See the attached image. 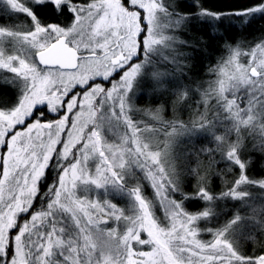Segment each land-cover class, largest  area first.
I'll list each match as a JSON object with an SVG mask.
<instances>
[{
	"label": "snow or ice",
	"instance_id": "6c2138e0",
	"mask_svg": "<svg viewBox=\"0 0 264 264\" xmlns=\"http://www.w3.org/2000/svg\"><path fill=\"white\" fill-rule=\"evenodd\" d=\"M260 22L264 0H0V264H264Z\"/></svg>",
	"mask_w": 264,
	"mask_h": 264
},
{
	"label": "trees",
	"instance_id": "16d2710c",
	"mask_svg": "<svg viewBox=\"0 0 264 264\" xmlns=\"http://www.w3.org/2000/svg\"><path fill=\"white\" fill-rule=\"evenodd\" d=\"M261 24H264V22H260L259 24L254 25L252 31H256L257 28L262 26ZM212 43H213V49L209 50L213 53V56L211 57V59H205V60L201 61L200 58H198V61L196 62V67H195L194 71H196L199 75H203L204 74V68H205L206 64L211 62L212 60H214L215 56L219 55V53L216 52L215 49H217L219 47L220 42L219 41H213ZM139 103L141 105H143V104H146L147 101L141 100V101H139ZM183 146H184L183 144L179 145L177 148V151H179L180 148H182Z\"/></svg>",
	"mask_w": 264,
	"mask_h": 264
},
{
	"label": "rangeland",
	"instance_id": "374dc122",
	"mask_svg": "<svg viewBox=\"0 0 264 264\" xmlns=\"http://www.w3.org/2000/svg\"><path fill=\"white\" fill-rule=\"evenodd\" d=\"M261 25H264V24H261Z\"/></svg>",
	"mask_w": 264,
	"mask_h": 264
}]
</instances>
